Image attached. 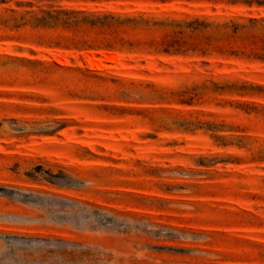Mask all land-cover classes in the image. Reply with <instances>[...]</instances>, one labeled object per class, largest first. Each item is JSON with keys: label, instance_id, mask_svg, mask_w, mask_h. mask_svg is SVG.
I'll return each mask as SVG.
<instances>
[{"label": "rangeland", "instance_id": "1", "mask_svg": "<svg viewBox=\"0 0 264 264\" xmlns=\"http://www.w3.org/2000/svg\"><path fill=\"white\" fill-rule=\"evenodd\" d=\"M0 264H264V0H0Z\"/></svg>", "mask_w": 264, "mask_h": 264}]
</instances>
